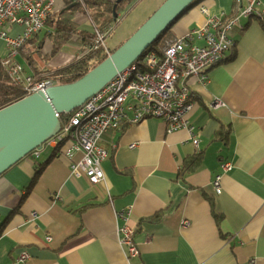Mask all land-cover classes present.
<instances>
[{
  "label": "crops",
  "instance_id": "crops-1",
  "mask_svg": "<svg viewBox=\"0 0 264 264\" xmlns=\"http://www.w3.org/2000/svg\"><path fill=\"white\" fill-rule=\"evenodd\" d=\"M77 1L55 0L52 16ZM259 1L254 14L241 18L243 28L233 31L235 46L208 69V80L187 79L194 103L187 119L198 145L187 129L169 132L165 121L152 117L103 135L109 157L101 183L72 173V161L83 154L68 155L70 139L46 144L38 157L30 153L0 175V264H16L23 250L31 253L27 264H264V0ZM240 6L247 7V0H198L172 26L173 36L210 16L229 17ZM79 22L80 29L95 32L91 19ZM5 28L11 35L22 30ZM51 31L47 22L36 34V44L44 38L43 53L52 51L46 36ZM7 55L0 39V63ZM49 62L38 61L42 74L55 70ZM216 101L220 105L212 108ZM199 153V167L182 174L184 161ZM226 161L233 169L223 173ZM219 173L217 193L213 180ZM123 225L134 229L136 257L128 258L120 243Z\"/></svg>",
  "mask_w": 264,
  "mask_h": 264
},
{
  "label": "built area",
  "instance_id": "built-area-1",
  "mask_svg": "<svg viewBox=\"0 0 264 264\" xmlns=\"http://www.w3.org/2000/svg\"><path fill=\"white\" fill-rule=\"evenodd\" d=\"M238 3L241 0H237ZM248 6L241 7L232 15L210 16L206 23L198 25L185 35L172 36L166 40L159 55L152 50L140 56L126 69L111 79L98 93L86 100L83 105L71 112L61 130L36 148L32 153L38 157L46 144L57 145L67 139L73 146L68 155L73 157L75 151L83 156L73 160L71 171L77 177H87L93 184L105 181L103 162L109 157V149L102 144L103 135L111 130L158 118L165 121L168 131L187 129L195 145L199 144L194 134V125L187 119L192 110V92L187 84L189 77L195 76L201 82L208 80V69L226 58L227 53L235 46L233 31L243 28L240 20L254 14L259 0H247ZM55 0H0V39L8 48L7 57L2 60L10 79L22 85L27 94L45 91L60 84L50 74L34 76L26 68L16 63L20 48L34 35L39 33L52 16ZM202 13H208L201 7ZM118 20L105 29L95 26L96 40L79 53V57L92 50L103 49L109 53L105 43ZM19 25L22 30L11 35L5 26ZM201 41V43H198ZM220 105L213 103L212 108ZM136 146L135 143L131 147ZM223 173L231 171L233 164L226 161L222 164ZM222 177L219 173L213 180L217 193L222 191ZM189 223L184 221V225ZM120 243L125 247L128 258L139 255L140 251L134 241V229L123 225L119 228ZM48 239H51L48 236ZM31 257L28 250L21 251L15 258L16 264H27Z\"/></svg>",
  "mask_w": 264,
  "mask_h": 264
},
{
  "label": "water",
  "instance_id": "water-1",
  "mask_svg": "<svg viewBox=\"0 0 264 264\" xmlns=\"http://www.w3.org/2000/svg\"><path fill=\"white\" fill-rule=\"evenodd\" d=\"M120 1L113 6L114 18ZM194 1L165 0L113 53L81 78L34 92L1 108L0 175L55 136L61 130V114L71 113L83 105L136 61Z\"/></svg>",
  "mask_w": 264,
  "mask_h": 264
},
{
  "label": "trees",
  "instance_id": "trees-1",
  "mask_svg": "<svg viewBox=\"0 0 264 264\" xmlns=\"http://www.w3.org/2000/svg\"><path fill=\"white\" fill-rule=\"evenodd\" d=\"M133 1L134 0H121L116 8L117 14L120 13L121 9L125 7L127 8ZM197 1L198 0H195L192 5L184 11V13L192 8L197 3ZM116 2L117 0H78L77 4L72 8L64 10L63 12L56 13L54 17H50L48 23L52 27V31L46 33V36H49L53 45L51 54L49 56L54 57L59 54L63 50L64 46L68 43H76L82 46L84 45L83 50L89 45H92L96 40V33L94 31L88 32L80 29L79 18H89L99 29L103 30L110 24L115 22L112 10ZM68 4H70V2ZM182 15H180V17ZM173 25L168 27L141 56L143 57L145 54L152 50H155L159 55H162V49L165 46L166 40L173 36ZM34 40L35 37L29 39L28 43H25L20 48V57L21 59H26L28 64L35 70L33 75L37 76L42 74V69H40V67H37L38 60L35 57V54L42 52V44L44 42V38L38 44H36ZM31 43L33 47L27 49L28 45ZM116 49L117 47L113 50L111 49L109 53L104 52L103 49L92 50L85 54L83 57L76 58L69 64L59 67L54 71H49L47 72V74H50L52 75V77L58 79L59 83L73 82L96 67ZM27 95V91L24 89V87L22 85L15 84L10 79L5 67L2 65V63H0V109L17 100L24 98ZM69 116H71V113L61 114L59 116L62 125L67 122ZM201 163L202 155L200 153L188 157L184 161V164L182 166V174L196 170ZM40 173L41 170L36 173L35 178H37ZM214 214L218 225H220L219 223L221 221V216L216 214L215 212ZM155 217L156 216H152L150 217V219Z\"/></svg>",
  "mask_w": 264,
  "mask_h": 264
},
{
  "label": "rangeland",
  "instance_id": "rangeland-1",
  "mask_svg": "<svg viewBox=\"0 0 264 264\" xmlns=\"http://www.w3.org/2000/svg\"><path fill=\"white\" fill-rule=\"evenodd\" d=\"M164 1L165 0H134L127 8L121 9L117 23L112 32L105 39L106 45L111 49L119 46L149 18ZM33 37H36V34L31 38ZM41 37H45V30L42 32ZM28 41L26 43H28ZM80 50H83V48L80 49L75 43H68L56 56H49L51 54L49 51V53L47 51L43 53L42 51V53H37V59L38 61H43L45 64L51 61V65L54 69H57L78 58ZM76 51L78 52L77 55ZM16 63L22 64L27 71H33L32 66L28 64L26 59H21L20 55L16 58Z\"/></svg>",
  "mask_w": 264,
  "mask_h": 264
},
{
  "label": "bare ground",
  "instance_id": "bare-ground-1",
  "mask_svg": "<svg viewBox=\"0 0 264 264\" xmlns=\"http://www.w3.org/2000/svg\"><path fill=\"white\" fill-rule=\"evenodd\" d=\"M10 33V32H9Z\"/></svg>",
  "mask_w": 264,
  "mask_h": 264
}]
</instances>
